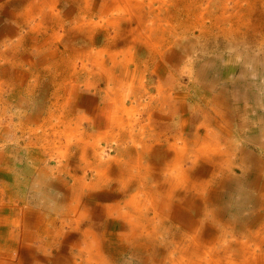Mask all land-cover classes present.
Masks as SVG:
<instances>
[{
  "label": "rangeland",
  "instance_id": "rangeland-1",
  "mask_svg": "<svg viewBox=\"0 0 264 264\" xmlns=\"http://www.w3.org/2000/svg\"><path fill=\"white\" fill-rule=\"evenodd\" d=\"M60 1L61 15L65 18L68 5L64 4L63 0ZM162 1L171 3V11L177 15H180L183 11L180 18L187 27L179 22L172 35L173 43L168 49L165 48L166 54L162 58L152 54L154 51H149L148 43H143V38L147 39L151 35L149 32L144 31L140 36L139 43L135 33H132L133 31L124 30L122 33L127 42L112 47L113 52L118 54L119 59L124 62L117 64L120 66H117L118 69L123 71L125 70L123 66L127 65L131 74L132 71L135 73L134 75L126 73L124 84L117 82V80L111 82L100 80L96 78L97 76L94 73L104 74L103 70H97V67L90 65L94 72L91 74V72L85 71L79 62L77 68L81 71L82 76L78 79H73L71 76L66 82L67 87H70L68 88L70 94L63 92L60 95V103H65L66 109L64 110L52 109L49 101L46 104L43 103L41 101L42 97H39L40 86L36 87V96L30 100L26 99L24 95H16L11 98L9 96L10 91L3 92L5 93L4 100H9L11 104L9 103V110H0V155H2L0 156V190L6 192L7 189L8 196L5 205H3L4 203L0 198V229L3 227L0 238L2 237L3 240L6 228L8 230L12 223H10V220L6 221L5 217L17 216L15 212L18 213V208H21V211L31 207L36 210L43 209L42 211L46 212H50L51 209L63 212L74 207V213L77 214H73V217L81 213L85 216V212H89L92 217L91 224L85 222L87 228L92 226L91 231L70 229L69 225L63 224L61 227L63 235L60 238L65 239L68 243L61 244L58 247L46 246L47 252L45 256L40 257L41 262L34 258L36 264H78L79 261L66 263L67 261L63 260V257L65 256L67 259L76 255L77 249L82 248L79 245L82 236L85 241L89 238L92 243H95V238L99 237L97 233H101L102 236L105 233L108 235L110 251L108 254L105 253V257L109 258L110 264H113L112 255H114V259L119 258V255L124 257L121 264H171V262L166 261V256L174 261L173 255L166 254L167 250H171L174 246L169 245L170 237L160 227L159 215L152 210L150 214H146L149 218L157 217L156 220L160 228L157 233L154 232V226L150 227L148 225L147 218H145V222H142L140 218L141 214L137 207L142 201L145 202L149 198L146 197L148 193L124 188L122 185L124 177L119 173V171L132 172L129 169V165L133 161V159L129 160L131 152L129 154L125 153L123 156V149L136 153L135 150H140L142 145L139 140H137L138 142L133 141V138L137 136L138 139L141 137L142 131L148 133L152 131L151 129L156 133L160 132L164 136V140L165 137H170L173 140V135L183 132L187 138H185L186 142H181V145H188L190 149L194 144L204 147L205 154L202 156L200 164L191 172L189 168L193 166L192 162L184 158L181 161L182 169L187 171L193 179L199 178V181H211L213 178L215 179L213 186L217 188L219 184L216 179L218 177V175L216 177L217 165L221 163L224 169V173L220 175V181L225 178L223 180L222 199L217 203L220 205L221 211L224 212V216L220 218L219 222L208 223L210 227H216V250L229 249L227 254L223 251L216 253L217 264H225V260L230 254L235 262L240 263L242 256L237 255V251L241 249V243H244L243 246H246L247 250L258 249V247L256 248L258 238H256V244L250 240V237L252 235L256 237L258 233L262 232L260 228L264 224V219H260L256 225L248 222V220L253 217L264 216V207L260 209L261 205L257 202V197L264 191V22H260L264 21V0H254L257 3L254 6H250L252 0H187L188 3L190 2L188 5L191 8L184 6L187 4H180L179 0H156V2H153L154 7L159 8L163 4ZM180 7H184V10H181ZM15 8L17 7L13 5V1L0 0V30L7 25L9 26V29L5 30L6 35L3 34V37L0 38V49H3L4 45L1 44L4 40L17 43L19 38L23 36V47L27 50H37L38 46L30 45V42L32 38H38L44 31V27L40 30H30L29 25L21 26L15 21ZM173 13L169 16H173V19H175ZM234 13L238 14L237 17L246 21L243 26H240L241 28L238 31L240 33L236 35L233 30L238 27V24L236 18H232ZM156 14L158 13L156 12ZM198 15L204 17L205 21L198 20V24H203L199 26L195 24L194 28L189 29L190 22L193 24ZM217 16H220L219 20L216 18ZM145 19H148L150 24L154 19H156L155 23L158 21L157 16L154 14L147 15ZM249 19L254 20L253 24L247 21ZM166 21L167 19H165ZM178 21L179 19H175L174 23H178ZM166 24L164 23V25ZM57 27L55 25L54 28ZM231 30L233 32H229ZM50 31L48 30L49 33H51ZM58 32H60V29ZM96 32H98V36L104 34L102 28L96 29ZM114 34V31L110 30V36ZM99 41L97 38L95 43L97 47L101 45ZM198 42L204 44H198ZM106 56L105 58L108 59V54ZM19 57H27L38 63H36L37 68H33L34 71L39 69L35 71V74H39L40 70L42 71L47 64L45 54L31 55L25 51ZM186 58H189L192 62L186 60ZM132 59L134 63H131ZM214 59L216 62L213 61ZM149 60H151L150 64ZM18 62H16L17 65H12L0 61L1 82L10 79V73H12L13 78L16 77L18 71H25L24 73H28L29 78L32 80V70L29 67L32 62L28 61V65L24 63L19 65ZM110 65L108 63L106 67L109 69ZM158 65H161V68H158ZM28 68L30 70H27ZM111 68L115 69V67ZM118 72L114 71L115 75L119 74ZM198 74L203 77V82L216 83L214 91L217 95L224 87H227L229 93L223 94L228 99L227 103L231 105L223 104L221 101L216 102V111L210 107L213 103L200 106L199 97H197L199 95L195 89L193 90L194 86H197L195 80ZM120 77L123 78L124 76ZM61 78L62 75H58V79ZM132 80L133 83H131ZM171 80L172 84H170ZM236 80L240 85L242 84V93L239 95V92L234 88V85L238 83ZM28 82L29 80L25 81V83ZM125 84L128 86H124ZM141 84H144V86ZM159 85H162V87ZM131 86L132 88H130ZM164 87L170 89V91L172 90V95L166 100L167 104L157 99L160 98L157 89ZM121 89L123 90L121 91ZM201 90L204 94H207L204 89ZM51 91H53L52 88ZM71 91L73 92L71 93ZM115 91H117V94L114 93ZM242 94H248L247 99H252L245 102L246 105H250V109L245 110L243 120L239 115L241 112L240 106L242 105L241 100L246 99V97ZM115 95H118V97ZM254 97L257 102L253 101ZM123 104H128L127 107L131 105L129 108H132V111L130 113L126 110L122 112ZM51 110L55 111L53 117L50 115ZM34 114L40 118L36 122H30L27 117ZM59 115L61 116L60 122L57 119ZM212 116L213 118H211ZM44 117L51 119L48 126H44L47 124L43 120ZM121 120H123V123H121ZM211 120L212 122H210ZM63 121H67V123L71 121L74 131L73 139H71L73 144L68 147L65 146L66 142L64 141H66L65 137L70 134V130L64 125ZM121 124L125 128V141L117 142V138L113 135L118 131H123L119 126ZM53 125L56 127H52ZM200 125L202 139L197 142L194 132L197 131ZM208 129H211L212 133L213 130L216 131L214 141L207 139L209 138L206 136ZM46 132L49 135L51 133L56 135L54 145H48L44 140L39 139ZM78 132H81V134L79 135ZM147 133L144 135L146 136ZM79 138L87 143H80ZM159 142L157 146L162 145V147L167 148V141L162 142L160 140ZM85 149L88 151L87 154L84 152ZM258 149L260 150L258 151ZM61 150L65 151L66 157L61 156L63 154H60L59 151ZM96 150L102 154L97 155ZM83 157L90 161L88 165H86ZM100 157L106 164L100 162ZM6 158L9 161H4L7 160ZM126 161L129 162V165L124 166ZM149 161L148 158L145 159L142 168L145 165H151ZM168 162L173 165L171 160ZM165 166V164L153 162V166L150 168L153 174L150 177L135 176L133 182L135 185L144 183L145 186H150L152 191L158 193L160 192L159 185L154 186V183L158 175L164 176ZM175 167L178 168L176 165ZM101 168L107 169L109 172L103 173ZM198 173L199 176L196 175ZM251 177L253 180L250 183L243 184L244 189L239 190L237 179L251 180ZM165 181H167L166 178H163L161 182ZM133 194L136 199L134 203L132 202ZM191 194L194 195L193 208L194 205L198 206V204L202 206L204 202L201 197V195L204 196L202 192H198L200 195ZM173 200L168 224L183 228L181 229L182 232L187 233L188 229L192 230L188 225V217L192 218V214L197 211V208L192 209L191 206L186 205L184 192L179 187ZM71 201H74L73 203L78 208L71 206ZM14 208L16 209L13 210ZM220 208L217 209L216 206V213ZM75 220L77 221L76 218ZM80 223V221H77L74 225H80ZM224 230H227L231 235H228L227 238L221 237L224 236L222 233ZM14 245L15 243H13V248ZM84 246L87 247V245ZM90 247L87 248L90 249ZM115 249L118 252L114 254L111 250ZM230 249L233 250L232 253ZM53 250L57 256L59 255L57 260H53ZM174 256L175 259H178L176 253ZM42 259L45 261L42 262ZM77 259H80V257H77ZM11 262L3 259L0 264H20L15 259Z\"/></svg>",
  "mask_w": 264,
  "mask_h": 264
},
{
  "label": "bare ground",
  "instance_id": "bare-ground-1",
  "mask_svg": "<svg viewBox=\"0 0 264 264\" xmlns=\"http://www.w3.org/2000/svg\"><path fill=\"white\" fill-rule=\"evenodd\" d=\"M11 1H13V5H15L17 7L14 9V17H15V21H17L18 24H20L21 26L29 25L30 30H40L41 28L44 27V31L38 36V38H32L31 39L30 45L38 46L37 47L38 49L34 50V51L27 50V48L23 47L24 46V37L23 36H21L19 38L17 43L16 42L12 43V42H9L8 40H4L2 42L1 45H4V46H3V49H0V61L2 60L3 63H5V64L11 63L12 65L13 64L17 65L16 64L17 61H19L18 62L19 65H22L23 63L26 65L28 61L32 62L31 64H29V67L32 70V80L29 78L28 73H24L25 71H18L16 73V77L13 78L12 73H10V79H8L7 81H2V82L0 81V110H2V111H5L6 109L9 110V103L10 102L7 99L4 100V95H5L7 90L10 91L9 96L11 98L16 96V95H18V96L24 95L26 99L30 100L36 96V87L37 86L41 87L39 97H42L41 101L43 103L46 104V102L49 101L51 103L50 107H52V109H54V110L61 111V110L66 109L65 103H60V99H61L60 95L63 92L70 94L69 90H68V88H70V87H67L66 82L71 78V76L73 77V79L74 78L78 79L79 77L82 76L81 71L78 70V68H77V64L79 62L81 63L82 68L85 71L91 72V74L94 73L93 69L91 67L92 65H93V67H97V70L98 69L103 70L104 74L94 73L97 76V77L96 76L95 77L100 79V80L109 81V82L117 80V82L124 84L125 80H123L120 76L126 77L127 76L126 73L131 74L130 69L127 65L123 66V69H125L123 71L121 69H118V67H120L118 65L122 64L124 62L122 60H120L118 57V54H115L112 50L113 46L116 47L117 45H120L121 43L127 42V39L124 37V34L122 33L124 30L133 31L132 33L133 34L135 33L136 38L139 41V43L141 40L140 36L144 33V31L149 32V34H151V35H149V38H147V39L143 38V40H144L143 43H145V44L148 43V45H149L148 47H150L149 51H151V52L154 51L152 54L156 55V57H158V58H162L166 54L165 48L168 49V47H170L173 43V36L172 35L174 34V30L178 27L179 22H181V24H183L187 27V25L185 23H182L183 20L180 18V15L183 14V11L181 14L179 13L180 15L173 13L171 11L172 10V7H171L172 4L171 3L169 4L166 1H162L163 4L159 8H155L153 2H156V0H63L64 4L68 5L67 14H66L65 18H63L61 15V9H60L61 1L60 0H11ZM172 3H174V2H172ZM179 3L180 4H187L184 6H188L189 8H191L188 5L190 2L188 3L187 0H179ZM255 3L256 2L254 0H252L250 3V6H254ZM238 5H239V3H238ZM256 5H257V3H256ZM180 8H181V10H184V7H180ZM178 9H179V7H178ZM261 9H263V8H261ZM181 10H179V11L181 12ZM156 12L158 14H156ZM249 12H251V11H249ZM172 13L174 14L175 19H179L178 23H174L175 19H173V16H171V17L169 16V14H172ZM186 13H187V11H186ZM153 14L157 16L158 21H157V23H155L156 19H154L153 22L150 24V22H148V19H145V18L147 15L151 16ZM237 16H238V14L234 13V15H232V18H236L238 27L235 30H233L234 32L232 30L229 31V32H233L235 35L240 33V32H238L241 28L240 26H243L246 22L245 20H243V18H240ZM8 17H9V15H8ZM219 17L220 16H217L216 18H218V20H219ZM203 18L204 17H200L198 15L197 19L194 20L193 24H191L192 22H190V24L188 26L189 29L194 28L198 24V22H199L198 20H204L205 21V19H203ZM165 19H167L166 22H165ZM230 19L231 18L229 17V20ZM190 20H192V19H190ZM247 21H249L250 24H253V22H254V20H250V19ZM260 22H264V21H260ZM164 23H167V24L164 25ZM219 23H221V22H219ZM202 24L203 23H199L198 26L202 25ZM55 25H57L58 27L54 28ZM98 28L103 29L104 34H102V36H98V32H96V29H98ZM8 29H9V26L7 25L3 29L0 30V38H2L3 34H5V30H8ZM59 29H60V32H58ZM48 30H51L50 31L51 33H49ZM110 30H113L115 34L110 36ZM55 31H57V32H55ZM18 32L20 33V31H18ZM97 38L100 40L99 42L101 44L100 47L98 46L99 48L95 44L97 41ZM25 51H27V54H31V55H33V54L34 55H36V54L37 55H40V54L46 55L47 64H46L45 68L42 69V71L40 70L39 74H35V71L39 70V69H36L35 71L33 70V68L35 69L38 66L37 65L38 63L36 61L30 60L27 57H19V55L24 53ZM144 52H146V51H144ZM107 54H108V59L105 58V57H107L106 56ZM107 61H108V63L111 64L110 68L115 67V69L114 68L108 69L106 67V64H108V63H106ZM131 63H134L133 59L131 60ZM150 63H151V60H149V64ZM89 67H91V68H89ZM30 68H28L27 70H30ZM112 70H114L116 72L119 71L118 72L119 74H117L118 76L115 75L114 71H112ZM5 73H7V72H5ZM134 74L135 73L132 71L131 75H134ZM58 75H62V78L58 79ZM87 78H89V77H87ZM26 80H29V82L25 83ZM44 82H46V83H44ZM133 82H131V83H133ZM98 84H99V82H98ZM170 84H172V80H171ZM141 85L144 86V84H141ZM141 85H139V86H141ZM124 86H128V85L125 84ZM124 86H122V87L124 88ZM159 86L162 87V85H159ZM51 88L53 89V91H51ZM109 88L113 89L112 87H109ZM130 88H132V86ZM115 89H117V88H115ZM172 89L174 90L173 87H172ZM76 90H77V88H76ZM122 90L123 89H121V91ZM3 92H5V93H3ZM72 92L73 91H71V93ZM157 92L159 93V96H160V98H157V99L159 101H163L164 104H167L166 100H168V97L172 95V93H171L172 90L170 91L168 88L164 87L162 89L158 88ZM112 93H113V91H112ZM114 93L117 94V91H115ZM49 94L51 95L50 98H49V96H50ZM115 96L118 97V95H115ZM197 97H199V96H197ZM6 100H7V102H6ZM199 102H200V100H199ZM127 105H125V104L123 105L122 108L124 110L122 112H125V110H126V112L130 113L132 111V108H129L131 105L129 107H127ZM54 110L50 111L51 117H53V115H55ZM35 114H38V113H35ZM35 114L31 115L32 118L30 116L27 117L30 120V122H36V120H38L40 118V117L38 118L37 117L38 115H35ZM65 117H67V116H65ZM57 119L60 122L61 116L59 115ZM67 119H68V117H67ZM43 120H44V122L47 123L44 126H48L51 123V119H46V117H44ZM63 123L70 130V134L67 137H65L66 141H64V142H66L65 146L68 147L71 144H73L71 142V139H73L74 131H73L71 121H68V123H67V121H63ZM121 123H123V120H121ZM27 124H29V123H27ZM78 124H80V123H78ZM42 125H43V123H42ZM70 126L72 127V129ZM119 126H121V129L123 131H118L117 133H114L113 136L117 138V142L118 141L123 142V141H125V131H124L125 128L122 127V124ZM52 127H56V126L53 125ZM34 128H36V127H34ZM38 128H39V126H38ZM26 129H28V128H26ZM233 129H235V128H233ZM151 130H152L151 132H148V133L145 132V133H147L146 136L144 135L145 133H143V131H142L141 137H139L138 139H137V136L135 138H133V141L139 140V143L142 145V148L140 150H135L136 153L133 151H128L126 149H123L124 152H122V155L124 156L125 153L129 154L131 152V156H130L129 160L133 159V161L130 165H129V162L126 161L125 162L126 165H124V166L129 165V169L132 172L128 171L129 173L128 172L126 173L124 171H119V173L122 174V177H124V179H122V185L124 188H128V189L130 188V189L138 190V192L144 191V192L148 193V194H146V197H149V198L146 199L145 202L142 201V203H140L137 208L139 209V212L141 214L140 218H141L142 222H145V220H146L145 218H147L148 225L150 227L154 226V232H156V233L158 231H160V228L158 227L159 226L158 222H159L161 229L163 228L164 232L167 235H169V237H170L169 245L174 246V247L171 250H167L166 254L168 253L170 255H173L172 257H173L174 261L171 260L170 257L166 256L167 262H171V264L172 263L173 264H217L216 253L219 250H216V238H215L216 227L215 228H213L214 226L210 227V225L208 223L213 222L212 224H214L216 222H219L220 218H222L224 216V212L221 211L220 205L217 204L222 199L223 180L225 178L220 181V175H222L224 173V169H223L221 163L219 165H217L216 177H217V175H218V177L216 179L219 182L217 188H216V186L215 187L213 186V183H214L213 178L211 181L210 180H207V181L200 180L199 181V178L193 179L191 177V175L187 173V171H184V169H182V162L181 161L183 158H185L187 161L192 162L193 166L189 168L190 172L192 169L197 168L201 162L200 160H201L202 156L205 154V152L202 150L200 145L197 146L196 144H194L192 150L187 145H185V146L181 145V142H186V139H185L186 137H185L183 132H181L178 135H173V140H171L170 137H165V140H164V138H163L164 136L160 132L156 133L153 129H151ZM78 134L80 135L81 132H78ZM38 137H40V136H38ZM198 137H199L198 133H196L195 138L198 139ZM39 139L44 140L48 145H54L56 135L52 134V133L49 135L48 132H46L45 134L42 135V138L40 137ZM160 140H162V142L167 141V143H168L167 148L162 147V145L157 146L160 143L159 142ZM78 141L80 143H82V142L87 143L85 140L82 141L80 138ZM252 142H254V141H252ZM50 147L54 148L53 146H50ZM132 148H134V147H132ZM168 148L173 151V155L171 156V158H170V154H172V151H169ZM120 150H122V149H120ZM259 150L260 149H258V151ZM59 152H60V154L63 153V154H61V156L66 157V153H64L65 151L61 150ZM84 152H85V154L88 153V151H86V149L84 150ZM96 154L100 155L102 153L98 152V150H96ZM0 156H2V155H0ZM147 158H148V160H150L149 162L151 163V165H145V167L142 168V166H144L143 164L145 163V159H147ZM172 158L174 161L173 165L169 164V162H168V161H170V159L172 160ZM4 159H5V157H4ZM83 160L86 162V165H88L90 163V161H88V159L86 157H83ZM90 160H92V159H90ZM99 160H100V162L104 161L102 159V157H100ZM126 160H128V158H126ZM256 160H258V159H256ZM4 161H7V160H4ZM153 162L157 163V164H163V165L165 164L166 165L164 168V174H163L164 176L158 175L156 180H155V183H154V186L159 185L158 188H159L160 192H158V193L152 191V188L148 185L145 186L144 183H142V184L140 183L138 185H135V183L133 182V178L135 176L144 175L146 177H150L153 174V171L150 169L153 166ZM245 162H247V161H245ZM242 163H244V162H242ZM103 164H106V163L103 162ZM175 165L178 167L177 169H176ZM101 170H102L101 172H103V173L109 172L107 169H104V168H101ZM134 171H136V172L133 173ZM196 175L199 176V173ZM251 175H252V173H251ZM163 178H166L167 181L161 182ZM252 180H253V178L251 180H244L243 178L239 179V180L237 179V181H239L237 187L240 190L243 188V184L250 183ZM178 187L180 188V190L182 189L184 192L185 201L187 203L186 205L191 206L192 209L197 208V211L194 214H192V218L188 217V219H189L188 225L192 228V230L188 229L187 233L182 232L181 229H183V228H180L178 226L174 227V226L168 224V218H169L170 212H171L170 210L173 207V205H172L173 201H174L173 199H175V197H176ZM114 192L116 193V191H114ZM198 192L199 193L202 192V194L204 195V196L201 195V197L204 199V202H203L202 206L200 204H198V206L194 205V208H193L194 195H192L191 193H194L196 195H200V194H198ZM7 197L8 196H7V189H6V192L2 191V193H0L1 201H2V203H4L3 205H5L7 203V199H6ZM68 198H69V196H68ZM75 199H77V198H75ZM55 200H56V198H55ZM55 200H53V201H55ZM135 200L136 199H135V196L133 194L132 202L134 203ZM257 202L259 203V205H261L260 209H262L264 207V205H263L264 204V191L261 192L259 194V196L257 197ZM74 205H76V204H74ZM216 206H217V209L220 208L217 213H216ZM15 209L16 208H14L13 210H15ZM151 210L155 214L159 215L158 222L156 220L157 219L156 216H154L152 218H149L146 216V214H150ZM21 212H22L21 208H18V213L15 212L17 214V216H14V217H16L15 218L16 225H17V221L19 219V214H21ZM30 218H32V217H30ZM260 219L263 220L264 216H258L256 218L253 217L252 219H249L248 222H252L253 225H256V223L258 224V221H260ZM52 222H54V221H52ZM155 222H156V224H155ZM27 224H25V225H27ZM139 224H140V222H139ZM139 224H138V226H139ZM168 226H172V227L169 228ZM47 227H48V225H47ZM260 231H262V232L258 233L256 235V237H255V235L253 236L252 234H251L252 237H250L251 238L250 240H252L253 243H256L257 242L256 238H258V244L256 243L258 245V246H256V248L258 247V249L247 250L248 248L246 246L245 247L243 246L244 243H241V246H240L241 249L237 251V253H238L237 255L242 256L243 262L242 261L240 263L235 262L231 258L232 255L230 254V255H228V258L225 260V264H241V263L242 264H264V224L262 225V228H260ZM150 233H151V231H150ZM194 233H197V234H194ZM222 233L224 236H221V237H225V238H227L228 235H231V234H229V232L227 230H224ZM218 237L220 238L219 235H218ZM133 238H134V236H133ZM157 238H159V236H157ZM222 251L225 252V254L229 253V249H227V248L219 251V253H221ZM230 252L232 253L233 250L230 249ZM242 252H243V254H242ZM2 253H4V252H2ZM175 253L178 255V259H175V256H174ZM120 256L121 255H119V257ZM258 256H260V257L258 258ZM42 260H44V259H42Z\"/></svg>",
  "mask_w": 264,
  "mask_h": 264
},
{
  "label": "crops",
  "instance_id": "crops-1",
  "mask_svg": "<svg viewBox=\"0 0 264 264\" xmlns=\"http://www.w3.org/2000/svg\"><path fill=\"white\" fill-rule=\"evenodd\" d=\"M199 40L202 42L200 37H199ZM201 42H198V44ZM201 44H204V43H201ZM186 60H190V59L186 58ZM190 61L192 62V60H190ZM213 61L216 62L215 59ZM158 68H161V65L160 66L158 65ZM202 78L203 77L199 76V74L197 75L196 80H195L197 83L196 84L197 86H194V88H193V90L195 89V91L198 93L199 100H201L200 97L203 98L201 100L202 102L200 101V106L203 104L209 105V104L213 103V105L210 107L216 111V102L218 103L221 101V102H223V104L231 105V104L227 103L228 99L223 94V93H229V90L227 87H224L220 91L219 95H217L216 92L214 91V89L216 88V83L211 84V83L203 82ZM122 79L125 80L126 78L123 77ZM133 80H135V79L133 78ZM133 80L131 82H133ZM241 86H242V84L240 85L239 82L236 83V85H234V88L239 92L238 95L242 93ZM201 89H204V92L207 94H204L203 90H201ZM242 95H244V97H246V99L241 100L242 105L240 106L241 112L239 115L243 120V117L245 115L244 114L245 110L250 109V105H246L245 102L250 101L252 99H247V97H249L248 94H242ZM253 101L257 102L255 97H254ZM227 105H225V106H227ZM122 110H124V109L122 108ZM211 118H213V116ZM210 122H212V120ZM260 122H262V121H260ZM203 125H204V123H203ZM200 128H201V125L198 126L197 131L194 132V136L196 133H198V136H199L198 139L195 138L197 140V142H198V140L201 141V139H202V137L200 135L201 132H199ZM213 131L214 132L212 133L211 129H208L207 135H206L207 137H209V138H207L208 140L212 139L214 141L216 139V131L215 130H213ZM196 145L198 146L199 144H196ZM200 147L204 151V147H202V145H200ZM192 149H193V145H192ZM168 150L170 151L169 148H168ZM172 155H173V151H172V154H170V156H172ZM7 161H9V159H7ZM171 161L174 162L173 158ZM0 193H2V190H0ZM71 206L77 207L76 205H74L73 201L71 202ZM69 209L65 210L63 212H60L57 209H54V210L51 209L50 212H46V211H42V210H38V209L36 210L35 208H31V207L25 208V211L23 209L21 214L19 215L17 225L15 223L16 217H14L13 215H11V217L10 216L5 217L6 221L10 220V223L11 222L12 223H11V227L8 228V230L6 228V231L4 233L5 236H4L3 240L1 239L2 237L0 238V261L5 259V260L13 262V260L15 259V260H18V262H20V264H36V260L38 262H41L40 257L45 256V254L47 252L46 246L51 245L52 247H55V246L58 247V246H61V244L68 243L65 239L60 238L63 235V232H61V227L63 226V224L69 225L70 229H78V230H83V231L85 229L90 230V231L92 230V226H89L88 228H87V226H85V222L86 223L88 222L87 224H91V222H92V217L90 216L89 212L88 213L85 212L84 213L85 216H83V213H81L78 215H74V217H73V214H75L74 209L73 208L72 209L69 208ZM88 214H89V216H88ZM29 216L32 218H30ZM75 218L77 219V221L81 222L80 225H74V223L77 222L75 220ZM52 221H54V222H52ZM103 221H104V219H103ZM25 224H27V225H25ZM81 224H83L85 228ZM47 225H48V227H47ZM1 230H3V227L0 229V234H2ZM97 234L99 237L95 238V243H92V241L89 240V238H88V240H86L87 241L86 242L85 238L83 239V236H82L80 238V243H79V245H81L82 248L79 250L77 249V253L75 256L69 257L67 255L69 258L66 259V257L64 256L63 260L67 261L66 263H68L69 261L71 263L73 261H76V262L80 261L78 264H110L109 258L105 257V253L108 254V252L110 251L108 235H107V233H105L103 236L101 233L100 234L97 233ZM0 236H2V235H0ZM85 242H86V244H85ZM13 243H15L14 248H13ZM35 245L37 247H35ZM84 245H87V247H89V246H91V247L89 249ZM92 247H93V249H92ZM59 249H61V248H59ZM87 249H88V251H87ZM117 249L111 250L112 253L115 254V252H118ZM2 252H4V253H2ZM48 252L50 253V251H48ZM53 253H54V250H53ZM59 253H60V251H59ZM78 253H79L80 259H77ZM49 256H51V255H49ZM52 257H53V260H55V259L57 260L59 255L57 256L54 253L52 255ZM113 257H114V255H112L113 264H121L122 258H124V257H119V258L116 257L114 259ZM43 261H45V260H42V262Z\"/></svg>",
  "mask_w": 264,
  "mask_h": 264
}]
</instances>
